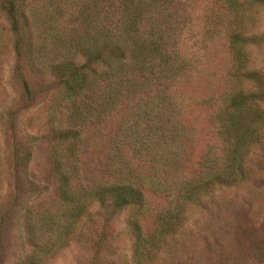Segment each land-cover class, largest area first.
<instances>
[{"label": "trees", "instance_id": "trees-1", "mask_svg": "<svg viewBox=\"0 0 264 264\" xmlns=\"http://www.w3.org/2000/svg\"><path fill=\"white\" fill-rule=\"evenodd\" d=\"M187 1L0 0L23 96H32L25 71L49 94L41 139L55 200L22 209L29 252L20 264H46L82 238L99 242L123 212V264H155L209 196L249 180L250 159L264 143V67L252 58L264 39V0H207L210 21L200 38L223 39L230 65L222 91L198 102L209 110L215 142L191 179L183 174L190 131L178 122L179 104L170 92L191 76L175 30ZM128 103L98 176L78 187L83 131ZM37 140L24 137L11 148L13 174L0 173V191L11 183L20 190V178L31 193L38 190L26 178ZM148 197L162 205L145 236L138 220Z\"/></svg>", "mask_w": 264, "mask_h": 264}, {"label": "rangeland", "instance_id": "rangeland-1", "mask_svg": "<svg viewBox=\"0 0 264 264\" xmlns=\"http://www.w3.org/2000/svg\"><path fill=\"white\" fill-rule=\"evenodd\" d=\"M186 6L176 18L179 23L175 28L176 48L190 59L191 76L170 92L179 104L178 122L190 131L183 174L191 179L198 173L200 158L215 142L208 121L209 110L198 102L222 91L230 61L223 39L200 38L201 29L210 21V15L204 14L208 1L189 0ZM261 21L264 24V16ZM252 58L264 67V39L253 51ZM23 77L32 93L30 99L21 91L10 52L9 33L0 19L1 176L13 174L7 164L11 148H18L24 137L38 138L26 171V178L38 190L31 193L20 178V190L14 189L10 182V186L5 184L0 191V264H20L29 252L20 229L22 209H39L55 200L46 143L41 139L49 94L26 71ZM130 105L121 106L100 124L83 131L87 146L79 160L78 187L95 181L115 129ZM249 167V180L237 188L216 191L209 196L182 234L170 242L169 252L161 254L155 264H264V143L262 150L251 157ZM15 174L19 176L18 172ZM161 205V199L147 198L144 215L138 220L145 236L156 226ZM126 215L120 213L99 242L89 241L87 237L79 239L46 264H123L122 260L128 256V243L122 234Z\"/></svg>", "mask_w": 264, "mask_h": 264}]
</instances>
